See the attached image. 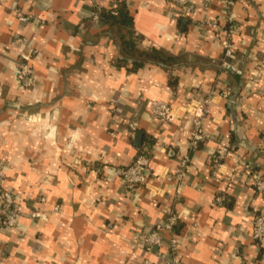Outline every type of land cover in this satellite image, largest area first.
<instances>
[{
	"label": "crops",
	"instance_id": "crops-1",
	"mask_svg": "<svg viewBox=\"0 0 264 264\" xmlns=\"http://www.w3.org/2000/svg\"><path fill=\"white\" fill-rule=\"evenodd\" d=\"M192 2L196 21L224 23L221 0ZM97 7H122L135 48L172 61L134 68L122 60L119 28L93 18ZM19 13L31 17L20 21ZM232 14L238 78L220 67L214 32L171 16L165 0H0V161L20 209L40 210L0 229V264H159L168 235L150 254L138 240L169 210L179 218L181 264H264V240L251 238L264 200L249 178L264 176V88L252 77L264 66V0H234ZM28 52L32 83L24 87L15 72ZM208 95L209 138L191 151L192 110ZM152 101L169 104L172 119L153 117ZM128 120L137 123L139 144ZM221 146L228 152L213 176ZM141 153L158 176L129 191L115 169Z\"/></svg>",
	"mask_w": 264,
	"mask_h": 264
},
{
	"label": "built area",
	"instance_id": "built-area-1",
	"mask_svg": "<svg viewBox=\"0 0 264 264\" xmlns=\"http://www.w3.org/2000/svg\"><path fill=\"white\" fill-rule=\"evenodd\" d=\"M223 3L224 16L221 23L220 17L208 16L201 21H196L192 16L194 14L192 0H165L168 5V11L171 16L175 18L191 19L193 25H197L201 33H206L207 30H211L215 34V39L219 43L222 50V59L220 67L225 70H230L235 73L241 74V71L237 69L235 58V46L233 37L237 34L238 26L234 20L232 14V6L234 0H221ZM207 9L206 3L203 4V10ZM100 8L97 7L92 13V17L97 19L99 16ZM112 13L115 11L112 9ZM31 16L18 14L20 21H27ZM18 42H21L20 38H17ZM260 43L264 47V36L261 38ZM30 52L20 53L18 57V68L15 72V81L24 87L30 86L32 83V73L29 66L31 59ZM253 80L258 81L264 88V66L259 65L253 71ZM227 96V93H224ZM212 95H208L198 102L193 108V120L192 129L190 131V139L188 148L191 151H195L199 144L206 141L209 138V134L204 131L202 126L203 117L209 112V106L211 104ZM150 110L156 119L160 121H170L173 117L172 107L162 101H152L150 104ZM128 135L134 138L138 126L136 121L128 120L125 123ZM228 152L226 146L219 147L212 155V161L209 166V170L213 176H216L220 172L222 161ZM189 156H185L181 162V168H184L185 163L188 161ZM6 164L0 161V229H12L17 221L22 218H35L39 214V209L35 208L33 211L24 212L20 209L14 191L6 186ZM115 174L122 179L124 187L129 191H137L142 185H144L149 176H158L155 168L151 166V158L145 153L137 155L133 161L129 164L118 167L115 169ZM183 172H180L178 176H182ZM250 183L255 191L261 195L264 200V176L256 172L250 173ZM180 192V187L178 191ZM225 196L218 194L215 201L218 204L223 203ZM45 199L42 198L41 202ZM57 207L54 210L57 211ZM179 222L177 213L174 210H169L163 223L155 225V227L142 234L139 237V244L144 252L150 254L154 247H162L164 245V236L168 235V244L164 250H161L157 257L159 264H181L178 248L179 238L175 233L174 226ZM251 238L254 242H260L264 240V211L256 213L252 224ZM1 254V249H0ZM139 264H156L149 258H143Z\"/></svg>",
	"mask_w": 264,
	"mask_h": 264
},
{
	"label": "trees",
	"instance_id": "trees-1",
	"mask_svg": "<svg viewBox=\"0 0 264 264\" xmlns=\"http://www.w3.org/2000/svg\"><path fill=\"white\" fill-rule=\"evenodd\" d=\"M113 10L115 13H112V11L108 9H101L99 15L103 16L102 18L107 22H110L112 25H116L117 28H119L118 38L120 40L121 52L123 55L122 60H130L134 68L142 66L144 62H160L166 64L172 61L170 56L165 55L162 51L157 49H151L145 52L137 50L129 29L133 26L132 18L122 7H117ZM127 27L126 34H122L120 29H125ZM178 228L179 225L177 223L174 226L175 232L178 231Z\"/></svg>",
	"mask_w": 264,
	"mask_h": 264
},
{
	"label": "water",
	"instance_id": "water-1",
	"mask_svg": "<svg viewBox=\"0 0 264 264\" xmlns=\"http://www.w3.org/2000/svg\"><path fill=\"white\" fill-rule=\"evenodd\" d=\"M237 69L240 71L242 70V62H239L237 64ZM238 75H240V74L237 73V75H236L237 78L239 77ZM234 98H235V94L230 96L231 101H234ZM136 140H137V143L139 144L140 140H141V133H139V132L136 133Z\"/></svg>",
	"mask_w": 264,
	"mask_h": 264
}]
</instances>
